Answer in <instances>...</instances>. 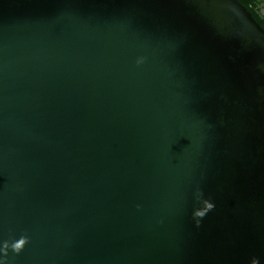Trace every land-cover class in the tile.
Masks as SVG:
<instances>
[{
    "label": "water",
    "instance_id": "obj_1",
    "mask_svg": "<svg viewBox=\"0 0 264 264\" xmlns=\"http://www.w3.org/2000/svg\"><path fill=\"white\" fill-rule=\"evenodd\" d=\"M0 264H264L244 4L0 0Z\"/></svg>",
    "mask_w": 264,
    "mask_h": 264
},
{
    "label": "trees",
    "instance_id": "obj_2",
    "mask_svg": "<svg viewBox=\"0 0 264 264\" xmlns=\"http://www.w3.org/2000/svg\"><path fill=\"white\" fill-rule=\"evenodd\" d=\"M242 3V0H239ZM246 6V8L251 12L252 16L256 19V21L262 26L264 27V24L261 23V19L260 17L256 14L255 12V6H254V2L253 0H249L248 3H242Z\"/></svg>",
    "mask_w": 264,
    "mask_h": 264
},
{
    "label": "flooded vegetation",
    "instance_id": "obj_3",
    "mask_svg": "<svg viewBox=\"0 0 264 264\" xmlns=\"http://www.w3.org/2000/svg\"><path fill=\"white\" fill-rule=\"evenodd\" d=\"M253 2L256 14L260 17V19L264 18V0H253Z\"/></svg>",
    "mask_w": 264,
    "mask_h": 264
},
{
    "label": "snow or ice",
    "instance_id": "obj_4",
    "mask_svg": "<svg viewBox=\"0 0 264 264\" xmlns=\"http://www.w3.org/2000/svg\"><path fill=\"white\" fill-rule=\"evenodd\" d=\"M249 0H242V3H248ZM261 23L264 24V18H261Z\"/></svg>",
    "mask_w": 264,
    "mask_h": 264
}]
</instances>
